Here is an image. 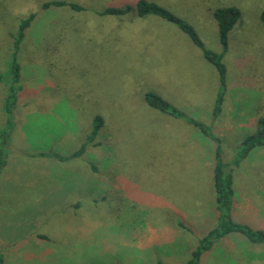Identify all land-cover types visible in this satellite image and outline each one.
I'll return each instance as SVG.
<instances>
[{
	"label": "rangeland",
	"instance_id": "374dc122",
	"mask_svg": "<svg viewBox=\"0 0 264 264\" xmlns=\"http://www.w3.org/2000/svg\"><path fill=\"white\" fill-rule=\"evenodd\" d=\"M48 1L53 0H0V73L6 79L19 25L35 13L16 54L25 121L22 135H11L8 141L22 142V178L33 170L42 176L36 175L35 187L22 188V196H5L0 186V232L10 236L9 246L0 245L4 264H112L120 253L136 255L140 250L145 255L146 248L139 243L146 240L147 228L170 227L168 219L188 226L181 249H188L189 240L208 229L200 213L207 208L205 216L210 217L213 212L214 161L200 163L197 157L213 155L215 142L184 118L150 106L147 92H156L220 135L237 200L246 201L248 186L253 201L237 218L252 227L263 225L264 202L256 194L264 197V162H258L264 160V145L251 150L238 165L232 162L238 149L235 142L252 133L257 118L264 115V0H151L192 24L206 47L216 52L222 45L215 10L239 9L223 57L234 108L225 112L224 101L217 118L213 108L220 88L218 70L178 25L155 14L139 16L137 0H63L66 5L44 8ZM127 5L133 7L128 13L100 14ZM8 90L0 81L2 109ZM229 115L234 129L218 130V125L229 124ZM97 116L103 124L89 142ZM188 134H200L202 139L195 142ZM84 143L83 154L64 163L30 154L69 152ZM56 173L65 175L69 189L75 191L50 194L47 190L56 181L47 177ZM250 184L256 185L250 189ZM79 190L91 195L71 198L81 205L71 217L69 194ZM36 196L41 199L34 206ZM36 223L38 232L54 233L58 241L70 243L39 245L34 237L26 240ZM82 223L87 224L84 229L75 225ZM41 250L50 254L44 260L37 259ZM68 254L74 257L66 258Z\"/></svg>",
	"mask_w": 264,
	"mask_h": 264
},
{
	"label": "crops",
	"instance_id": "0c3cea01",
	"mask_svg": "<svg viewBox=\"0 0 264 264\" xmlns=\"http://www.w3.org/2000/svg\"><path fill=\"white\" fill-rule=\"evenodd\" d=\"M20 71H21V77H20L21 85L20 86H22V70ZM17 95H18L17 96L18 100H17L16 107L14 109V119H13L14 125H13V128L11 129L9 140H11V135L12 137H15V138L20 134L22 135V123L25 121L24 110L22 109V87H20ZM242 96L245 97L246 94H243ZM228 99H231V100L227 102ZM234 100H235L234 95L229 92V84L227 81V92L225 94L224 101H226V105L228 107L227 108L225 107L224 111L225 112L227 111L228 114H230V111L234 108ZM230 101H232V104ZM231 106H232V109H231ZM1 107H2V104H1ZM3 112H4L3 109L0 108V126H2V123L4 122L2 129H4L6 126V118ZM258 118L256 120V124L254 125V130L255 128H257ZM228 119L230 121L228 125H218L216 128H218V130L219 129L223 130V128H227L230 130L234 129V126H231L232 118L230 117V115ZM193 127L198 129L200 133L202 132L198 127L196 126H193ZM204 135L210 139L209 136H207L206 134ZM188 136L191 139H193L195 142H198L202 139L200 134L198 135V137H196L193 134H188ZM218 136L220 137V135ZM19 138H22V136H20ZM240 142L241 141L235 142L236 146H238ZM204 143L208 144L212 142L206 141ZM235 143H233V145ZM75 144H78V143L75 142ZM214 147H215V144H214ZM214 147H213V151H214ZM77 149L78 147H75L74 149H72V151H69V152L62 150V151H56L54 153L67 156L71 152H74ZM51 152L52 151L46 152V153H51ZM43 153H44L43 151H40L38 153H30V154H33L41 158H45V157L52 158L53 157V156L43 155ZM53 159L56 160L54 164H58L59 162L64 163V161L69 160V159L62 160L56 157H54ZM212 159L214 161V154L210 156H207V155L200 156L199 155V157H197V162L207 163V162H212ZM258 162L261 163V162H264V160H259ZM35 167L37 166L35 165L34 168ZM0 168H1L0 169V186L2 185L4 186V192L6 193H4L3 195L5 196H11L12 194H15V195L19 194L22 196V188L31 189L30 187H35L36 183L39 180V177H42L33 170V172L29 173L27 177L22 178V142L21 141H18L17 143H14L13 145L9 141V149L7 151L6 163L5 165H2ZM213 168H214V162L211 164V169L213 170ZM37 174L39 175V177H36ZM95 174L97 175V173H94L92 175L94 176ZM90 176L91 175H89V177ZM11 177H13V180L9 182ZM47 179L48 181H53V182L56 181V183L50 186L49 190H47L50 194L52 193L56 194L62 190L75 191L74 189H69L68 184H66V182H69V179L63 174L56 173L54 176L52 175L51 177H47ZM102 180H105L107 184V179L103 178ZM83 181H85V179H83ZM213 185H214V179H213ZM255 185L256 184H252L250 189H253ZM72 186L74 188L79 189V184L78 185L73 184ZM82 186L83 188L85 187V189L90 187V185L86 187L85 184L84 185L82 184ZM18 187H19V191H17ZM246 188H247V192H245L246 196L244 197V199L246 200L245 202L237 200V194H235L234 196V205H233L232 215H233L234 220L238 222H240V220L237 218L238 212L244 209L245 206L250 207V205L253 203V201L251 200V195H250L251 192H248L249 190L248 186ZM115 191L117 190L115 189ZM69 195H72V196L68 198L67 213L69 216L75 217L73 212H75L76 214L77 209H79L81 205L79 201L71 200V198L75 196H78V197H83L85 195L90 196L91 194H87L83 190H79L76 192V194L71 193ZM256 196L260 198L262 202H264L263 196L259 194H256ZM215 197L216 195L213 196L212 215L210 217L205 216V213L208 212L207 208H205L204 211L200 213V220H202L203 222L209 225L208 229L204 231L203 233L198 232L197 233L198 239L195 238L193 241L189 240L191 242V245L188 247V249H181V246H180L182 241L183 242L186 241L183 238V235L185 233L183 230L187 231L188 226L183 222L187 227L186 228L182 227L179 225L180 222L182 221H175V222L170 221L169 222L170 219H168L167 225L170 227L162 228V230L160 231L157 230L158 232L154 229L147 228V236L143 238L146 240L144 242L142 241L139 243L140 245H144V247L146 248L145 255L140 250L139 252L136 253V255L131 254V253L121 255L122 253H120L118 255L113 256L112 264H187V261L191 257L193 250H195L197 246L199 245L200 239L204 237L208 233V231L211 230L218 223L219 210L216 206ZM38 199H41V197L36 196V198L33 200L34 206H37V203H39V201L35 202ZM161 201L163 202L164 205H169L167 201L165 200V198H163ZM96 202H97V199L95 200V204ZM73 207H74V210H73ZM169 208L170 207L168 206V209ZM175 209L178 211V213L180 212L178 208L175 207ZM115 213L119 214L117 211H115ZM190 220L196 224L193 218H191ZM75 225L79 229H84V226L87 224L82 223L81 225H77V224ZM49 227L50 229H52L51 225ZM253 228L264 230V224L260 225L259 227H253ZM38 230H40V227L38 223H36V225L32 227L31 230L28 231V233H26V235L30 236V237H26V240L34 237L35 239L38 240L39 245H42L44 241L46 242L53 241L55 243L59 240V239H55L56 235L54 233L50 232L46 234L40 231L38 232ZM175 236H179V238H177L178 243H175L176 242ZM9 239H10L9 235H7L6 233L0 232V245L4 244L5 246H9L10 244ZM58 243L69 244L70 242L69 241L66 242V240H64V241H58ZM20 244H22V242H20ZM173 244L175 246H172ZM55 250L57 251L58 249H55ZM12 251L18 252L20 251V248L17 250H12ZM38 254L39 255L37 256L38 257L37 259L39 260H44L46 259V257L50 255V254H43V250H41V253H38ZM65 257L72 259L74 256L68 254ZM5 262H6V259H5ZM197 264H264V243L251 241L247 236H245L242 233L231 232L229 234H226L222 238L218 239L211 246V248L203 251L201 254L200 260Z\"/></svg>",
	"mask_w": 264,
	"mask_h": 264
},
{
	"label": "trees",
	"instance_id": "16d2710c",
	"mask_svg": "<svg viewBox=\"0 0 264 264\" xmlns=\"http://www.w3.org/2000/svg\"><path fill=\"white\" fill-rule=\"evenodd\" d=\"M67 3L63 0L48 1L43 4L44 8H48L50 5H66ZM75 9H81L82 7L75 3H70ZM131 5L125 7H110L100 14H125L132 10ZM136 13L139 16H145L148 14H155L167 19L170 22L178 25L192 41L202 50L204 57L210 61L218 70L220 88L215 100L213 108V117L217 118L222 112L225 94L227 92V67L223 61V57L229 49V32L237 22L240 11L238 8L230 6L224 8H218L214 12V16L219 26V36L222 49L220 52L213 51L206 47L203 40L199 36L195 27L183 20L176 14H174L168 8L160 5L159 3L151 0H137L136 2ZM35 13H31L29 16L24 18L20 25L18 33L14 37V53L13 59L10 63L9 76L10 79H6L5 74L0 73V81L7 83L9 90L4 98L3 111L5 112L6 126L0 131V167L6 163L7 157V145L8 138L11 134V129L14 125V109L16 107V95L20 89V64L17 61V51L19 49L21 40L25 35V29L30 26L33 21ZM262 20L264 21V12L262 13ZM147 103L159 109L160 111L172 115L174 117L184 118L188 123L198 127L204 134L209 136L214 142V168H213V179L214 189L216 192V203L219 210L218 223L208 233L200 239V243L195 250H193L191 257L187 261V264H197L200 260L203 251L208 250L211 246L220 238L231 232H239L247 236L251 241L263 242L264 243V230L253 228L249 224L238 222L234 220L232 212L234 205L235 187H234V175L231 169H229L228 163L223 159V147L221 145V138L215 134L212 127L202 121L194 119L187 115L184 111L179 110L171 103L163 99L156 92H147L145 94ZM103 124V118L97 116L94 120L91 134L88 136V141H93L97 136L100 128ZM264 145V115L260 116L257 121V128L246 135L238 145L237 153L234 157L233 164L238 165L242 159H244L248 153L256 148ZM85 143L77 149L74 153L67 156H63L54 152L46 153L43 155L53 156L62 160L79 156L83 153ZM96 166H94L95 168ZM182 227H187L183 222L179 224ZM45 237V236H43ZM0 264H4V259L0 255Z\"/></svg>",
	"mask_w": 264,
	"mask_h": 264
}]
</instances>
